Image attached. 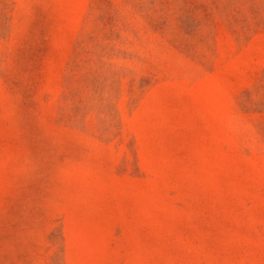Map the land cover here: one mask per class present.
Masks as SVG:
<instances>
[{"label": "rangeland", "instance_id": "1", "mask_svg": "<svg viewBox=\"0 0 264 264\" xmlns=\"http://www.w3.org/2000/svg\"><path fill=\"white\" fill-rule=\"evenodd\" d=\"M0 264H264V0H0Z\"/></svg>", "mask_w": 264, "mask_h": 264}]
</instances>
